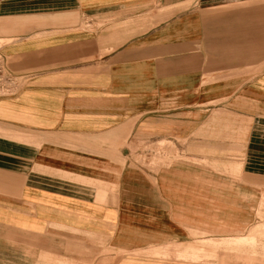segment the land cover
I'll return each instance as SVG.
<instances>
[{"label": "crops", "instance_id": "1", "mask_svg": "<svg viewBox=\"0 0 264 264\" xmlns=\"http://www.w3.org/2000/svg\"><path fill=\"white\" fill-rule=\"evenodd\" d=\"M185 1L0 0V64L24 78L0 96V264H203L187 257L203 232L231 236L198 172L140 168L130 150L187 129L156 112L187 98L189 74L185 106L209 99L203 67L173 72L167 55L189 40L155 25ZM251 85L264 109V69Z\"/></svg>", "mask_w": 264, "mask_h": 264}, {"label": "rangeland", "instance_id": "2", "mask_svg": "<svg viewBox=\"0 0 264 264\" xmlns=\"http://www.w3.org/2000/svg\"><path fill=\"white\" fill-rule=\"evenodd\" d=\"M157 11L156 15L172 19L157 20L155 25L162 23L160 27L171 29L172 40H189L187 51L177 44L167 54L173 72L187 69L193 73L195 64L202 66L204 95L209 99L203 105L185 106L186 102L193 104L196 95V78L189 74L187 98L161 104L156 112L161 114L157 120L171 119L187 129L175 135L176 139L163 134L138 139L130 146L134 162L152 171L176 163L183 165L182 172H198L211 219L219 205L232 208L231 236L208 238L203 232L196 248L189 250L190 262L264 264V109L244 98L259 96L251 81L264 69V0H187ZM7 41L0 39V46ZM12 79L18 80L8 83ZM23 79L0 64V96L7 87L16 91ZM170 111L171 116H163ZM221 214L214 221L224 232Z\"/></svg>", "mask_w": 264, "mask_h": 264}, {"label": "built area", "instance_id": "3", "mask_svg": "<svg viewBox=\"0 0 264 264\" xmlns=\"http://www.w3.org/2000/svg\"><path fill=\"white\" fill-rule=\"evenodd\" d=\"M13 80V81H12ZM11 81H8V83L10 84H14V82H16V80L18 79H12ZM11 88L7 87V92H5L6 94L12 93L13 91L10 90Z\"/></svg>", "mask_w": 264, "mask_h": 264}]
</instances>
